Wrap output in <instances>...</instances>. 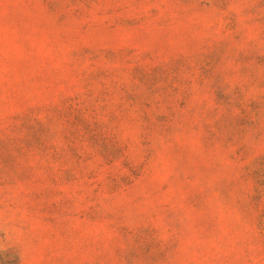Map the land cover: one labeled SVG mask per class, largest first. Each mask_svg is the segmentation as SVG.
I'll return each mask as SVG.
<instances>
[{"label":"rangeland","instance_id":"374dc122","mask_svg":"<svg viewBox=\"0 0 264 264\" xmlns=\"http://www.w3.org/2000/svg\"><path fill=\"white\" fill-rule=\"evenodd\" d=\"M0 264H264V0H0Z\"/></svg>","mask_w":264,"mask_h":264}]
</instances>
